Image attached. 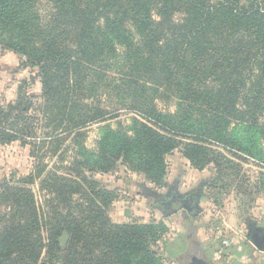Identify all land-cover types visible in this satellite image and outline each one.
<instances>
[{
    "label": "trees",
    "instance_id": "trees-1",
    "mask_svg": "<svg viewBox=\"0 0 264 264\" xmlns=\"http://www.w3.org/2000/svg\"><path fill=\"white\" fill-rule=\"evenodd\" d=\"M0 48L36 69L41 85L36 109L31 80L0 105V144L46 147L40 160L59 153L63 163L70 152L73 176L45 174L46 212L25 186L44 167L1 187L0 206L13 211L0 213L4 264H35L43 248V264H165L154 245L167 226L111 223L114 193L95 175L120 160L159 186L180 138L192 141L183 152L197 168L219 165L209 143L264 163V0H0ZM123 108L140 119L106 128L86 149V128Z\"/></svg>",
    "mask_w": 264,
    "mask_h": 264
},
{
    "label": "rangeland",
    "instance_id": "rangeland-1",
    "mask_svg": "<svg viewBox=\"0 0 264 264\" xmlns=\"http://www.w3.org/2000/svg\"><path fill=\"white\" fill-rule=\"evenodd\" d=\"M241 2L246 4L247 0ZM21 64L22 59L17 54L0 48V105L7 106L13 102L17 96L18 85L31 80L33 84L29 86L27 93L33 96L36 109L41 95L37 70L24 69ZM157 106L162 112H173L175 109L173 102L164 100L157 101ZM135 117L139 118L128 111V108H123L116 113L115 118L86 128L81 142L86 149L93 151L106 128L115 130L129 126ZM259 123L264 126V117ZM41 136L43 135L39 129L38 137ZM179 140L180 145L167 157V174L159 186L145 180L140 173L130 171L120 160L110 172L95 175L114 193V198L107 207L111 223L163 222L168 233L154 245V250L164 258L165 264H180L182 257L192 252V240L197 241L204 249L200 257L206 264H230L236 256L235 253L239 252L240 255L250 253L251 256H256L260 264L264 253H259L253 248L250 251L246 236L248 225L251 223L258 229L264 228V163L224 149L218 144L209 143L211 150L219 156L217 159L219 165L214 167L212 163H207L197 168L183 152L184 145L192 141L187 138ZM32 146L33 144L22 146L20 141L0 144V193L3 185L22 186L29 175L36 176L38 168L44 167L40 177H37L34 183L25 186H28L33 194L37 208L46 212L47 201L52 196L47 190L42 189L41 180L45 174L55 172L56 175L72 179L69 171L72 154L67 153L64 163L61 162L59 153L56 155L47 153L40 160V155L47 151L46 147L39 155L36 149L31 154ZM260 146L264 150L263 137L260 139ZM175 183L180 194L197 190L199 186L202 188V197L198 204L199 213L196 216L191 217L188 214L182 216L181 213L165 216L148 191L165 194ZM9 204L0 206L1 214H13ZM63 234L67 235L66 231H63L57 240L61 250L66 248L68 242L67 235L65 244H62ZM41 237L44 240L47 238L46 230L42 231ZM244 246L247 249H244ZM194 256L197 260L200 259L198 252ZM47 257L46 248H43L35 264H43ZM55 260L57 259L55 258L53 263Z\"/></svg>",
    "mask_w": 264,
    "mask_h": 264
},
{
    "label": "flooded vegetation",
    "instance_id": "flooded-vegetation-1",
    "mask_svg": "<svg viewBox=\"0 0 264 264\" xmlns=\"http://www.w3.org/2000/svg\"><path fill=\"white\" fill-rule=\"evenodd\" d=\"M199 194H202V188H200V186L197 190H189L180 194L177 190V185L175 183L174 185L170 186V188L165 194H163L165 199L154 198V200L156 204L161 207L162 212L167 213L169 216L174 215L176 213H181V215L184 216V214H188L187 209H190L191 204ZM178 207H180V209H177ZM249 227L250 224L248 225V229ZM191 244L192 252L184 255L182 257V261H180V264H194L196 261H194L193 257L197 252L199 253V258L201 259L200 256L202 254V251L199 248V244L197 243V241L195 242L194 240H192Z\"/></svg>",
    "mask_w": 264,
    "mask_h": 264
},
{
    "label": "water",
    "instance_id": "water-1",
    "mask_svg": "<svg viewBox=\"0 0 264 264\" xmlns=\"http://www.w3.org/2000/svg\"><path fill=\"white\" fill-rule=\"evenodd\" d=\"M148 191L151 194V196L155 199L156 198L165 199L163 194H158V193L151 191V190H148ZM201 197H202V194H199L196 197V199L193 201V203L191 204L190 209H187L189 216L194 217L199 213L198 204H199ZM177 209H180V207H178ZM164 215L167 216L168 214L164 213ZM246 238H247L248 242L257 251L264 252V228L258 229V228H256L255 225L253 226V224H250ZM66 239H67V235L63 234V236L61 238L62 244H65ZM193 258H194V261H196L194 264H205V262L202 259L197 260V258L195 256ZM0 264H3V260H0Z\"/></svg>",
    "mask_w": 264,
    "mask_h": 264
},
{
    "label": "crops",
    "instance_id": "crops-1",
    "mask_svg": "<svg viewBox=\"0 0 264 264\" xmlns=\"http://www.w3.org/2000/svg\"><path fill=\"white\" fill-rule=\"evenodd\" d=\"M245 247L246 246H244V249H247V247L246 248ZM199 248L202 251L201 253H204V249H202L200 246H199ZM251 248L255 249L250 244V246H248V249L251 251ZM259 253H264V252H259ZM235 255L236 256H234V258L230 264H258V258L256 256H251L250 253H248V255H240V252H239V253H235ZM205 264H206V262H205ZM260 264H264V257H263L262 261H260Z\"/></svg>",
    "mask_w": 264,
    "mask_h": 264
}]
</instances>
